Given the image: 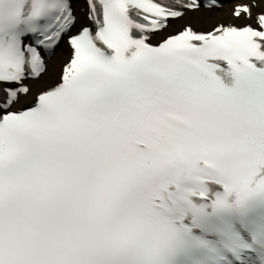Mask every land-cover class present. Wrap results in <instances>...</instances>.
Returning <instances> with one entry per match:
<instances>
[{"label": "snow or ice", "instance_id": "obj_1", "mask_svg": "<svg viewBox=\"0 0 264 264\" xmlns=\"http://www.w3.org/2000/svg\"><path fill=\"white\" fill-rule=\"evenodd\" d=\"M230 5L0 0V264H264V0Z\"/></svg>", "mask_w": 264, "mask_h": 264}, {"label": "bare ground", "instance_id": "obj_2", "mask_svg": "<svg viewBox=\"0 0 264 264\" xmlns=\"http://www.w3.org/2000/svg\"><path fill=\"white\" fill-rule=\"evenodd\" d=\"M210 18H213V17H210ZM210 18H209V20H211ZM34 87H35V86H34Z\"/></svg>", "mask_w": 264, "mask_h": 264}]
</instances>
